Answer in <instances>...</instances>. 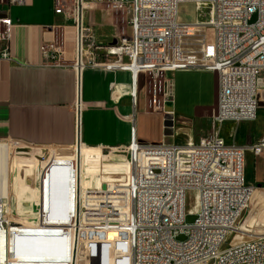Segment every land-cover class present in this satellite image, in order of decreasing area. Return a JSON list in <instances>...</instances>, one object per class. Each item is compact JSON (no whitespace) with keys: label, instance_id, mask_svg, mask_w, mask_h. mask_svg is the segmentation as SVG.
I'll list each match as a JSON object with an SVG mask.
<instances>
[{"label":"built area","instance_id":"1","mask_svg":"<svg viewBox=\"0 0 264 264\" xmlns=\"http://www.w3.org/2000/svg\"><path fill=\"white\" fill-rule=\"evenodd\" d=\"M183 4L194 6V21L181 17ZM98 7L127 11L129 35L95 44L96 25L88 14ZM54 11L74 27L75 145L83 143V75L89 66L129 72L128 95L135 108L139 77L145 74L150 104L163 122L172 121L173 131L175 73L213 72L218 84L213 131L207 136L178 145L173 132L159 143L142 142L132 119L130 141L120 147L127 152L122 163L127 166L113 176L119 179L103 185L92 181L85 188L82 160L64 164L71 174L68 213L61 220L50 211L47 178L55 161L48 163L40 181L38 225L61 230L76 255L70 264H79L80 254L89 259L96 247L107 249L115 264H264V231L238 216L239 204L254 192L246 180V155L264 156V135L247 146L227 143L219 132L228 122L254 121L264 99V0H54ZM0 23L1 54L10 59L12 20L1 17ZM42 54L54 66L68 65L58 43L44 44ZM188 190L196 191L197 218L191 225L185 222ZM6 213L0 194V232L22 233L24 225L7 220ZM180 234L186 239L178 240ZM1 264L15 260L10 256Z\"/></svg>","mask_w":264,"mask_h":264},{"label":"crops","instance_id":"2","mask_svg":"<svg viewBox=\"0 0 264 264\" xmlns=\"http://www.w3.org/2000/svg\"><path fill=\"white\" fill-rule=\"evenodd\" d=\"M100 10L98 7L88 14V20L96 26L99 24L97 16L101 15ZM1 17L12 20V29L8 41L10 59L2 56L5 42H0V141L13 139L11 142L21 147H26L21 142L34 146H56L66 149L74 147L77 137L74 112L77 91L75 72L71 67L75 38L72 23H64L63 18L55 14L54 0H21L19 3L0 0ZM104 19L108 23V19ZM3 28L0 23V30ZM54 42L64 48L67 66H54L43 56L42 46ZM184 72L200 74L197 84L201 83L202 94L207 84L204 78L211 77L215 105L217 103L215 73L180 71L174 75V108L184 113L178 106L179 88L175 79V76ZM130 84L131 74L126 71L109 72L98 68L85 70L83 99L87 108L85 107L83 113L81 128L84 145L82 162H90L97 158L95 149L99 147L94 146L110 145L120 148L129 143L132 119L137 123L139 118L140 123L143 117L154 116L155 125L160 130L161 141L163 140V116L149 111L146 98L140 109L138 96L135 108L128 95ZM136 129L140 141L157 143L156 137L152 138L143 130L137 127ZM55 153L58 159H54L47 182L52 186L51 215L54 219L61 220L68 213L66 185L67 177L71 174L64 164H70L76 156L72 149H59ZM250 155H246V180ZM260 159L262 162L264 156H260ZM262 170L263 168L260 170V176L264 173ZM251 177L249 182L255 180V174L253 173ZM5 180L4 171L0 167V185ZM21 232L13 233L11 237L7 235L6 239L7 258L13 257L15 264H70L71 261H75L76 255L68 247V240L60 237V234L32 236ZM105 255L101 264H109ZM80 264L86 263L82 261ZM110 264H115L113 258Z\"/></svg>","mask_w":264,"mask_h":264},{"label":"rangeland","instance_id":"3","mask_svg":"<svg viewBox=\"0 0 264 264\" xmlns=\"http://www.w3.org/2000/svg\"><path fill=\"white\" fill-rule=\"evenodd\" d=\"M100 13L101 15L97 16L99 24L96 26V31L94 30L93 34L95 44L108 45L119 36L129 35L131 30L130 14L127 11L115 13L104 7L100 10ZM180 15L188 21H194L198 16L194 6L191 4H183L180 7ZM104 18L108 19V23L105 22ZM211 33L212 30L210 29L209 35ZM88 68L92 67L89 66ZM199 75L197 73L184 72L183 74H178L177 77L175 76L179 88L178 106L181 111L187 114L178 112L174 108V104L171 107V109L174 108L175 110V127L174 131L173 128H171V131L176 134L175 142L178 145L186 144L191 138L193 140L200 139L213 131L212 117L217 103L213 105L214 95L211 90V77L204 78L207 84L202 94L200 91L202 85L201 83L197 84ZM138 87L140 109L146 98L149 111L153 114L162 115L154 105L151 106L150 104L152 95L148 91L145 74L140 75ZM217 89L218 84L216 85V98ZM85 107L87 108V105L84 101V110ZM138 119L136 127L149 134L152 138L156 137V141L159 143L161 141V134L155 125L154 116L143 117L140 123ZM219 132L224 140L230 144L236 143L238 145L251 146L258 143L264 135V102L260 104L257 117L254 121L228 122L221 126ZM11 141L14 140L5 139L0 141V143H3L0 145V167L3 169L6 177V180L0 185V194L5 198L8 216L14 217L16 222L19 220L20 224L24 225L23 229L25 230H23V233L26 235L60 234L61 230H58L56 227L51 228L38 225L39 205L41 204V207L43 205V195L42 192L41 195L39 193L42 171L49 162L58 159L55 153L56 150L72 149L76 151L78 147L74 146L66 149L56 146H34L24 142L21 143L26 147H21ZM94 147H99V149H95L97 158L92 159L90 162H82V178L80 183L85 188L89 187L92 181H96L98 185H103L105 181L115 180L118 176H113L118 174L120 169L127 165L122 164L127 161L125 149L114 148L110 145ZM261 168H263L262 172H264V160L261 162L260 156L255 157L251 154L248 158L247 180L248 184H254L255 191L251 200H248L249 209L243 218L248 220L250 218V224L255 225L258 228V232L264 231V173L260 176ZM253 173L255 174V180L249 182ZM94 178H97V180ZM195 203L196 191L188 190L186 195L187 214L185 217V222L188 225L193 224L197 218L194 212ZM177 239L185 240L186 236L180 234ZM70 250H72V247H70ZM104 254H106L105 256L108 258L110 264L112 259L111 253L103 247L94 248L92 253H89V259L84 254L78 255L77 262L80 264L83 261L87 264L89 260L88 264H101Z\"/></svg>","mask_w":264,"mask_h":264},{"label":"bare ground","instance_id":"4","mask_svg":"<svg viewBox=\"0 0 264 264\" xmlns=\"http://www.w3.org/2000/svg\"><path fill=\"white\" fill-rule=\"evenodd\" d=\"M263 102H264V99L261 100V103H263ZM1 144H3V143H0V145ZM75 146L78 147V149H76V151H75V156H76V158L78 160H81V154H82V149H83V146L84 145H83V143L80 144V142H79V144L78 145H75ZM253 194H254V192L252 193V196H253ZM252 196H251V198H252ZM251 198H250V200H251ZM248 209H249L248 200H245V202H241L239 204L238 216L241 217V218H243V216L248 211ZM6 219L9 220V221H11V220L12 221H15L14 217H9L8 216V213H6ZM17 222H20V221L17 220ZM6 239H7V233H6V231L0 232V264L7 259Z\"/></svg>","mask_w":264,"mask_h":264},{"label":"water","instance_id":"5","mask_svg":"<svg viewBox=\"0 0 264 264\" xmlns=\"http://www.w3.org/2000/svg\"><path fill=\"white\" fill-rule=\"evenodd\" d=\"M164 125V135L165 136H171L173 135V132L171 131V128L173 127V123L170 119H166L163 122Z\"/></svg>","mask_w":264,"mask_h":264}]
</instances>
